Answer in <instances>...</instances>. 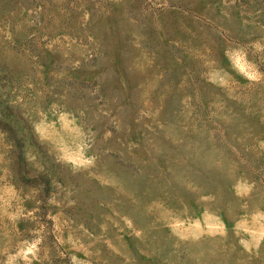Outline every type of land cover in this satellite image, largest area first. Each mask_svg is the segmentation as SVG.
<instances>
[{
    "label": "rangeland",
    "instance_id": "1",
    "mask_svg": "<svg viewBox=\"0 0 264 264\" xmlns=\"http://www.w3.org/2000/svg\"><path fill=\"white\" fill-rule=\"evenodd\" d=\"M0 264H264V0H0Z\"/></svg>",
    "mask_w": 264,
    "mask_h": 264
}]
</instances>
